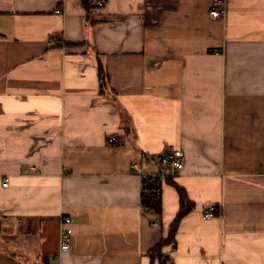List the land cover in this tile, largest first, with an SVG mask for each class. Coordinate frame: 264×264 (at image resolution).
Returning a JSON list of instances; mask_svg holds the SVG:
<instances>
[{
  "label": "crops",
  "instance_id": "1",
  "mask_svg": "<svg viewBox=\"0 0 264 264\" xmlns=\"http://www.w3.org/2000/svg\"><path fill=\"white\" fill-rule=\"evenodd\" d=\"M214 1L0 0V264H264V0Z\"/></svg>",
  "mask_w": 264,
  "mask_h": 264
},
{
  "label": "built area",
  "instance_id": "2",
  "mask_svg": "<svg viewBox=\"0 0 264 264\" xmlns=\"http://www.w3.org/2000/svg\"><path fill=\"white\" fill-rule=\"evenodd\" d=\"M109 0H97L96 9H103ZM60 10L56 11V14H60ZM226 13V1L215 0L213 9L210 12L212 19H222ZM217 54H220L218 52ZM111 144H118L119 139L116 136H112L108 139ZM159 164L164 170L160 173L141 174L139 175L142 182V195L145 196H160L162 186L165 182L173 176L175 173H179L184 168L183 155L180 150H173L168 153H163L159 157ZM134 169H138L137 165L133 166ZM171 169V172L169 170ZM35 171V169H31ZM6 186V184L4 185ZM144 209V208H143ZM216 212L213 208H207L204 211L203 218L210 220L214 218ZM60 224V252L66 253L71 251L73 245V221L70 217H62Z\"/></svg>",
  "mask_w": 264,
  "mask_h": 264
},
{
  "label": "trees",
  "instance_id": "3",
  "mask_svg": "<svg viewBox=\"0 0 264 264\" xmlns=\"http://www.w3.org/2000/svg\"><path fill=\"white\" fill-rule=\"evenodd\" d=\"M97 0H83V5L86 9V11L90 10V7L93 2H96ZM178 194L180 197V203H181V209L180 212L172 225V233L176 231V228L178 226V223L180 220L185 216L186 213L189 212V210L192 207V204L189 202L188 197L185 193V191L181 188H178ZM142 205L144 208V211L146 213H149L153 216H160L162 212V201H161V196H145L142 195ZM168 240H165L163 244L167 243ZM162 244V245H163Z\"/></svg>",
  "mask_w": 264,
  "mask_h": 264
},
{
  "label": "rangeland",
  "instance_id": "4",
  "mask_svg": "<svg viewBox=\"0 0 264 264\" xmlns=\"http://www.w3.org/2000/svg\"><path fill=\"white\" fill-rule=\"evenodd\" d=\"M168 152H170V151H166V152H164V153H168ZM156 160H157V158H156ZM158 160H159V157H158Z\"/></svg>",
  "mask_w": 264,
  "mask_h": 264
}]
</instances>
